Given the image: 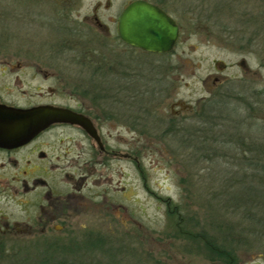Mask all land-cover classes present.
<instances>
[{
    "label": "rangeland",
    "instance_id": "374dc122",
    "mask_svg": "<svg viewBox=\"0 0 264 264\" xmlns=\"http://www.w3.org/2000/svg\"><path fill=\"white\" fill-rule=\"evenodd\" d=\"M60 1L0 0V71L4 66L27 70L23 73L47 69L56 52L69 56L70 50H83L75 44L66 52L65 43L60 47L57 36L48 34V23H63ZM126 1L85 0L83 9L67 12V19L115 23ZM198 1H186L175 13L180 20H203L180 23L182 36L173 54H133V76L142 80L131 93L132 112H142L136 108L144 98L139 89L159 94L153 101L150 94L145 98L146 119L133 123L131 132L124 122L104 125L114 153L99 158L105 165H97L85 184V204H92V211L66 221L62 233L52 230L47 240L27 238L24 246L31 249L19 251L25 264H156V259L162 264H215V257L213 263L205 258L207 233L218 242L213 250L228 249L234 264H264V183L258 176L264 163L255 149L264 147V23L243 21L263 16V7L257 0H208L203 6ZM197 2L199 8L188 11ZM88 26L83 27L84 35L90 33L86 41L99 50L119 48L109 39L117 36L112 24L106 39ZM15 77L0 76L5 100L26 101L13 93L19 89L48 99L54 80L40 76L31 82L23 75L16 88ZM216 77L227 81L211 95ZM118 109L124 116V106ZM205 122H213L206 133L201 132ZM182 179L200 189L182 185ZM169 206H179L180 216L171 217ZM181 229L186 234L177 237Z\"/></svg>",
    "mask_w": 264,
    "mask_h": 264
},
{
    "label": "flooded vegetation",
    "instance_id": "af4514ba",
    "mask_svg": "<svg viewBox=\"0 0 264 264\" xmlns=\"http://www.w3.org/2000/svg\"><path fill=\"white\" fill-rule=\"evenodd\" d=\"M135 1L138 0L126 1L127 5L123 12ZM142 1L157 6L177 23L179 37L174 50L182 36L180 23H202L201 16H198L199 19L185 16L188 19L184 17L180 20L175 14L181 10V7H185L184 4L188 0ZM206 1L208 0L198 2L203 6L207 3ZM209 1L212 4L218 0ZM232 1L237 4L244 2V0ZM198 2L192 6L193 9L190 7L188 11H196L200 6V4L197 5ZM257 3H259L258 6L263 7V16L253 18L248 16L247 19H243L245 23H264V0H257ZM97 4L99 5L98 2ZM84 5L85 0H61L59 9L65 13L61 21L63 23H48L47 26L48 34L57 36L55 38L58 39L60 47L62 42L65 43L66 52L75 44L78 45L77 48L81 45L83 50L80 49L79 52L74 49L70 50L69 56L64 51L56 52L51 60H48L50 66L48 65L47 69L28 68L29 72L23 73L27 70L21 67L13 69L4 66L0 71L2 78L18 75L14 78L16 88L20 86L22 82L20 76L23 75H28L31 82L39 80L40 76L47 80H54V84L46 91L47 100H45V94L39 91V93L30 91L27 93L19 89L13 90V93L17 98L22 97L26 101L20 102L18 99L20 103L7 101L4 96L0 95V105L29 110L38 107H54L73 111L88 119L96 131L95 135H91L80 125L54 122L24 142L17 140V135L12 136L6 142H0V264H18L17 261L19 264H25L22 260L26 258H20L19 251L21 247H25L29 238L40 236L47 240L48 234L54 233L52 230L62 233L66 228V221L83 218L86 213L92 211V204H85L87 203L84 195L85 184L89 178L94 176L92 172L95 171L97 165H105V161L101 163L99 158L109 157L114 153L106 141L107 134L103 132L104 125L109 121H116L120 124L124 122L131 132L133 123H142L146 119L145 112L147 111L143 109V104L146 103L145 98L150 99L148 97L150 94L153 97L150 101H153L159 94L157 90L148 92L143 88L139 89V95L144 98H142L143 102L137 101L140 104L136 108H140L144 113L136 115L132 112L134 100L131 93L138 86L136 82L142 80L141 76L136 75V78L133 76L132 57L137 52L140 54L149 52L134 48L121 39L119 22L122 12L119 19L114 21L115 23H110L117 32V36L114 35L111 38H109L112 35L110 24L102 23L98 18L95 19V23H87L88 20L86 23H81L78 19H67V12L81 10ZM205 21L207 22V19ZM88 24L97 32L103 33V38L116 40L117 42L113 43H118L119 48L112 45L110 50H99L96 44L86 41L90 33L86 32L84 35L83 27L88 28ZM174 50L166 54L151 53L149 55L165 56L173 54ZM70 54L75 55L73 57ZM52 58L59 60V63L53 62ZM243 66L245 72H249L246 61H243ZM216 80L218 82L210 91L211 95H215L227 81L225 78L218 77ZM0 91L2 92L1 89ZM58 98H65L66 101H73L75 104L61 103ZM123 106L124 116L118 109ZM176 128L178 129L179 125ZM86 155H89V158H86L88 157ZM85 170L89 173L85 174ZM184 234L186 233L181 229L176 236L180 237ZM28 245L31 246V242ZM31 247L26 246L25 248L31 249ZM204 248L205 258L209 263L215 260V264H234L233 261H228L230 256L228 249L215 250L218 253L214 254L212 253L213 246L207 242ZM155 263L162 264L164 261L156 259Z\"/></svg>",
    "mask_w": 264,
    "mask_h": 264
},
{
    "label": "water",
    "instance_id": "95a60500",
    "mask_svg": "<svg viewBox=\"0 0 264 264\" xmlns=\"http://www.w3.org/2000/svg\"><path fill=\"white\" fill-rule=\"evenodd\" d=\"M120 17L119 34L128 45L154 54L174 50L179 37L175 21L157 6L146 1L133 2ZM54 122H69L95 135L88 119L64 109L38 107L19 109L0 105V142L17 135L20 142L42 131Z\"/></svg>",
    "mask_w": 264,
    "mask_h": 264
},
{
    "label": "trees",
    "instance_id": "16d2710c",
    "mask_svg": "<svg viewBox=\"0 0 264 264\" xmlns=\"http://www.w3.org/2000/svg\"><path fill=\"white\" fill-rule=\"evenodd\" d=\"M255 93H257V92H252V96H254L255 97ZM250 104V103H249ZM213 122H205V125L204 126H206V128H204V130H202L201 132H205L206 133V131H207V126H210L211 124H212ZM216 125L214 124L213 126H211L210 127V129L212 130V133H213V129H216V127H215ZM200 131V130H199ZM216 141H218V139L217 140H214V142H216ZM206 143V142H205ZM253 149V148H252ZM255 149H257L258 151H259V160H260V162H263L264 163V147H258V148H255ZM202 158H204V157H201V158H197V162H200L199 160L200 159H202ZM186 167H188L187 165H186ZM260 174L258 175L259 176V179H260V181L262 182V183H264V164H262V165H260ZM249 175V174H248ZM257 175V174H256ZM256 175H255V177H256ZM245 179H247V177H245ZM244 179V180H245ZM254 181H255V179H254ZM182 185H186L187 187H188V185H190L191 186V188L193 187V188H195V189H197L198 188V185L197 186H195V182L193 183L192 181L190 182V181H188V180H186V179H182ZM200 188H198L197 190H199ZM252 190V189H251ZM250 191V190H249ZM246 192H248V191H246ZM194 193V192H193ZM245 194V193H244ZM246 196V195H245ZM197 199H199L198 197H197ZM245 199H248V198H246L245 197ZM247 201V200H246ZM169 204V203H168ZM246 211H247V209H246ZM249 211V210H248ZM182 211H181V209L179 208V206L177 207V206H175V207H171V206H169V215H172L171 217H175V216H180V213H181ZM181 220V219H180ZM176 223H178V222H176ZM205 237H207V244H211L212 246H213V248H212V250L216 247V246H218L217 244H218V242H216L215 240L216 239H214V238H212L210 235H208V233H207V235H204ZM209 238V239H208ZM233 242V241H232ZM229 243V242H228ZM212 253H215V251L213 250V252ZM228 261L229 262H232L233 260H232V258L229 256V258H228ZM43 264H48V262H44ZM55 264H69V263H60L59 261H58V263H55Z\"/></svg>",
    "mask_w": 264,
    "mask_h": 264
}]
</instances>
